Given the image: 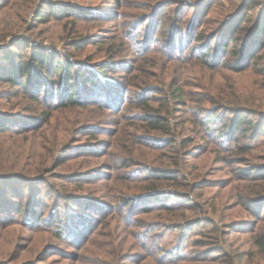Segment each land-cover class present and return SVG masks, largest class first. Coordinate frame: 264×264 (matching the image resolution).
<instances>
[{
    "label": "rangeland",
    "instance_id": "374dc122",
    "mask_svg": "<svg viewBox=\"0 0 264 264\" xmlns=\"http://www.w3.org/2000/svg\"><path fill=\"white\" fill-rule=\"evenodd\" d=\"M180 1L0 0V264H264V181L254 175L264 172V63L241 72L201 68L195 54L181 59L201 50L188 34L199 11L207 9L206 29L220 32L217 48L244 0ZM244 24L233 47L252 30ZM31 49L69 61V77L39 75L34 91L7 82ZM173 78L187 107L151 99ZM75 91L82 105L66 101ZM208 96L227 113L204 130L195 116L216 107ZM230 109L257 129L235 133L236 142L221 137ZM154 110L170 118L168 135L146 126ZM247 196L258 209L248 210Z\"/></svg>",
    "mask_w": 264,
    "mask_h": 264
},
{
    "label": "trees",
    "instance_id": "16d2710c",
    "mask_svg": "<svg viewBox=\"0 0 264 264\" xmlns=\"http://www.w3.org/2000/svg\"><path fill=\"white\" fill-rule=\"evenodd\" d=\"M204 0H197V2L195 4H198L200 2H202ZM180 3H182L184 6L192 4L189 3L187 1L181 0ZM211 2L209 4V6H212ZM244 4H248L250 6V8H248L247 12L244 10L242 11L241 8H243ZM264 5V3L262 4ZM208 6V8H210ZM259 6H261L259 0H244L243 4H241V7L238 11L233 12L229 18L230 20L227 22H224L223 25L225 27V29H228L229 36H228V43L226 42L225 44H221L219 46H217V48H212V45L216 42L217 37L219 36L220 32L219 31H208L206 29V25L209 21V16L208 13L206 12L207 9L204 12L199 11L197 14L196 19L194 20V24L195 26H193V28H196V30L193 29H189L188 34H192V36H195V41L197 44L202 45V47L200 48L201 50H199L198 52L194 53V51L189 54V55H185L183 57H181L182 60H186L189 59L190 57L195 56L199 59L198 62H195L196 65H198L201 68L204 69H217V67L219 66L220 68L226 67V68H230L232 70L235 71H246L247 69H249L251 66H254V70L257 71V64L260 62L264 63V8L262 10H259L258 13L256 14V18L255 21H251V16L249 14V12L253 11L255 8H258ZM156 10V8H155ZM155 10L153 12H155ZM158 9L156 10L157 13ZM201 12V13H200ZM207 13V14H206ZM250 16V17H249ZM228 17V16H227ZM244 23H249L252 24V30L250 29L249 31V36L247 35V38H244L243 41H241L242 43V47L241 48H236L235 46L233 47V44L231 45L230 42L232 43H236L238 41H240L239 38L235 37L236 32L238 31H247L248 27L246 24ZM174 25V24H173ZM199 29V30H198ZM208 31V32H207ZM172 35V33H170ZM223 34H226V31L223 32ZM203 43V44H202ZM222 48V52L220 51V49ZM124 51L123 49L120 50ZM229 53L231 56L233 57H241L242 61L238 62V61H232L230 60L228 62V59L222 58L221 55ZM31 56H30V62L26 61L25 64H23L24 68L22 67L20 70H17V67L12 68L11 70V74L8 76L9 78L6 80L7 82H11V84H14L13 86L17 87L18 85L21 86L22 91H34V85L33 84H37V80L39 78V75L45 76L46 78H48V75L50 74V72L53 74L55 73V75L57 73H59L62 69L65 72V77L68 78L70 75V70L74 67L69 61L66 62H57L56 64H53V61H51V56L50 54H48L45 51H41L39 56H36V54H34V52H32L31 49ZM221 54V55H220ZM176 59V58H175ZM32 63H35L36 66H34V68L32 69ZM36 69V70H35ZM16 70V71H15ZM261 73L264 74V64L263 67L259 68ZM14 71L18 72V76H20V81L16 82L14 80H17L18 78H15L14 76ZM37 74V75H36ZM37 76V77H36ZM35 80L32 81L31 79L33 78ZM26 79L25 82H23V80ZM48 81V80H46ZM174 82H170L168 83V87L167 89H160L158 86H156V88L154 90H151L153 95L152 96V100L155 98L156 95H164L165 99L170 98L173 102L178 103V104H183L186 105V94L183 92L182 87L179 84V80H177V78H173ZM88 81L85 80L84 83H87ZM17 83V84H16ZM38 87V86H37ZM42 89V92L44 90V86L40 87V91ZM39 92V91H38ZM75 92H69L66 98V101H68V103L70 105H82L81 103L77 102L76 99V93ZM32 93V92H31ZM42 96V95H41ZM41 96L36 94H33L32 97L35 98L36 100H41ZM140 96V95H139ZM141 97V96H140ZM139 97V98H140ZM128 99V98H127ZM219 100H222L219 98ZM48 99L44 100V103H48ZM65 101V100H63ZM126 104L128 100H125ZM206 101H209L210 103H212L211 105H215L216 107L213 106V109H206L204 108V106L202 107V112L204 113L205 111V116L203 115V113H199L198 116L196 115L195 117L200 119L199 124L202 126V128L204 130H209L212 123L215 122L216 120H220V119H224L222 116H224V114L226 115V111L222 112L220 111L222 107H224L222 105L223 102H218V100H216L214 97L212 96H208L206 98ZM124 104V102H123ZM125 107V106H124ZM184 107V106H183ZM219 107V108H217ZM138 111L143 110L144 108L141 106H138V108H135ZM136 110V111H137ZM188 111V109L186 108V112ZM237 110L235 109H230L229 112L230 114H235V116H233V118H230L229 114H228V122H230V126H223V128L221 130H219L220 132V136L224 137L226 136V138L230 137L232 138L234 136L235 133L239 132L242 133L243 135H245L247 133L248 130L250 131H254L256 130V126L254 124V122L252 120H250L248 117H244L241 113H237ZM185 112V113H186ZM196 118V119H197ZM146 119V126L149 128L150 131H159L162 132L163 134L168 135L170 133L171 127H170V118L167 117L165 115V113H163V111L161 110H154L152 112H150ZM49 120V118H48ZM194 121V120H191ZM7 127V126H6ZM7 128H5V126H2L0 128V133L6 131ZM252 139H256L258 136H256L254 133L251 134V136H249ZM232 141L236 142L235 138H232ZM171 144L176 143V141L174 139H171L168 141ZM187 140H181L179 143V147H184L187 145ZM237 143H235L234 145H236ZM237 147V146H236ZM239 147L241 149H244L246 146L240 144ZM153 172L152 170H149L148 173ZM144 174V178H148L152 175V174ZM256 177H258V179L260 181H264V172L262 173H256L254 174ZM254 176V177H255ZM142 177V178H143ZM153 178V177H152ZM153 195H157V193H155V191H152L149 196H153ZM263 195V194H262ZM147 197V196H146ZM250 200L252 201V205L250 207H248V210H253L254 208L258 209V204H254L253 203V198L251 196H247ZM261 198V203H262V208L261 211L258 213V221L259 223H262V225H264V215L262 214L260 216V213L264 211V195L260 196ZM259 198V197H258ZM126 199H123V203H125ZM263 201V202H262ZM260 204V203H259ZM163 205V204H161ZM164 208L167 209H173L174 207H171L170 205H168L167 203L165 205H163ZM151 209L150 206H145L143 207V210L145 211H149ZM52 219V218H49ZM252 221V220H250ZM50 222V221H49ZM251 226V227H250ZM252 224H249V226H247L246 228L250 227V231H255V226H253ZM256 232V231H255ZM257 245L259 247V250L264 253V234L262 235V237L257 241Z\"/></svg>",
    "mask_w": 264,
    "mask_h": 264
}]
</instances>
